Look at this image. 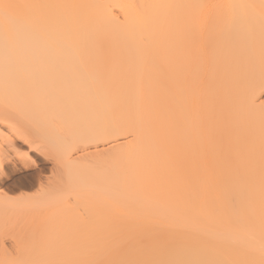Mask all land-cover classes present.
Returning <instances> with one entry per match:
<instances>
[{"label": "bare ground", "instance_id": "bare-ground-1", "mask_svg": "<svg viewBox=\"0 0 264 264\" xmlns=\"http://www.w3.org/2000/svg\"><path fill=\"white\" fill-rule=\"evenodd\" d=\"M10 1L0 183L19 141L52 167L36 196L0 191L5 227L69 213L126 249L108 264H264V0H67L69 18L66 0Z\"/></svg>", "mask_w": 264, "mask_h": 264}, {"label": "rangeland", "instance_id": "rangeland-1", "mask_svg": "<svg viewBox=\"0 0 264 264\" xmlns=\"http://www.w3.org/2000/svg\"><path fill=\"white\" fill-rule=\"evenodd\" d=\"M2 1V3H3V1L4 0H0V2ZM9 0H5V2H7V4L9 3L8 2ZM17 2V0H11L10 1V3L11 2ZM20 1V0H19ZM23 1V0H22ZM26 1H28V0H26ZM36 1H38V2H43L42 0H36ZM55 1V0H54ZM60 1V0H59ZM62 1H64V0H61L60 2H62ZM70 1V0H69ZM69 1L67 2V0L66 1H64L65 2V8L66 9H63V10H65L64 11V13H62L63 15H61V17H64V15H65V17L66 16H68V18L70 17L69 15H67L68 13H72V7H71V9H70V5L72 6V4H68L69 3ZM72 1V0H71ZM74 1V0H73ZM75 1H77V0H75ZM4 2V3H5ZM50 2V1H49ZM53 2V1H52ZM56 2H58V0L56 1ZM60 2H58V3H60ZM46 1L45 2H43L42 4V6H44V7H46L47 8V5H46ZM58 3H56V5L58 6ZM70 3H74V2H70ZM6 4V3H5ZM12 4V3H11ZM15 4V3H14ZM47 4H49V3H47ZM62 4V3H61ZM60 4V5H61ZM77 4H79V2L77 3ZM82 4V3H81ZM50 5V4H49ZM49 5H48V7H49ZM16 6V5H15ZM51 6H52V4H51ZM74 6V5H73ZM77 6V5H76ZM79 6H81L80 4H79ZM83 6V5H82ZM56 7V6H55ZM59 7H61V6H58V8ZM63 8H64V6H62ZM78 7V6H77ZM46 8H44L45 10H47ZM57 8V7H56ZM82 8V7H81ZM50 9V8H49ZM55 9V8H54ZM61 8H59V10H60ZM74 9V8H73ZM79 9V8H78ZM58 10V9H57ZM50 11V10H49ZM74 11V10H73ZM61 12V11H60ZM63 12V11H62ZM66 12V13H65ZM50 13V12H49ZM48 13V14H49ZM47 15V14H46ZM51 15V13L49 14V16ZM71 19V18H70ZM68 22H70V21H68ZM63 23V22H62ZM66 22H64L63 24H65ZM56 24V23H55ZM67 24V23H66ZM62 25V24H61ZM67 25H70L69 23L67 24ZM71 25H74V21L73 22H71ZM263 99H264V96H263ZM27 145V144H26ZM25 145V143H23V145L21 144V142L19 141L18 142V144H17V146H19L18 148H20V149H22L21 150V152H29V154H28V159H26V161H22L21 159H17V164L19 165V166H17V168L15 169V167L13 166V164L12 163H10V165L8 164V166H7V168H6V174L4 175V177H3V179L1 180V181H3V182H1L0 183V191H2L3 193H5L8 197H9V200L8 201H10L11 199L10 198H12L13 200H14V198L15 199H17L16 197L18 196V195H20V194H25L27 197H29L30 195H28V194H32V195H34V196H36L35 195V192H36V194H37V191H35V190H37L38 189V185H37V183H35V181L37 182V176H39L40 174L42 175V176H49V174H50V168L52 167V161H51V159H47L46 157H44V156H42L41 154L39 155L38 154V152L37 151H32V150H30V149H28L27 147H29V145H27L26 146ZM44 158V159H43ZM46 159V161H44ZM21 160V161H20ZM45 162V163H44ZM11 164H12V167H11ZM10 167V168H9ZM20 170H19V169ZM13 169V170H12ZM13 171V173H12V171ZM15 171V172H14ZM9 172H11V173H9ZM32 174V175H31ZM23 177H22V176ZM59 176H63L62 175V172H60V174H59ZM34 178V179H33ZM34 180V181H33ZM65 182V181H64ZM34 183H35V186H33L32 187V185H34ZM20 188V189H19ZM1 193V192H0ZM3 193H1L2 195H4L5 196V194H3ZM31 195V196H32ZM20 197V196H19ZM21 197H23V196H21ZM23 198H26V197H23ZM30 198V197H29ZM34 198V197H33ZM72 198V197H71ZM70 198V199H71ZM5 199L7 200V197H5ZM19 199V198H18ZM22 199V198H21ZM21 199H19L20 200V202H21ZM58 201L60 200V199H58V198H56ZM56 199H54V200H56ZM69 199V198H68ZM67 199V201H65V202H68L67 203V205L65 206L66 208L68 207V205H69V203L71 202V204L73 203V199H74V197H73V199H69L68 200ZM13 200H11V201H13ZM24 200H27V198L26 199H24ZM29 200H32V199H29ZM56 200V201H57ZM7 201V202H8ZM15 201V200H14ZM17 201V200H16ZM15 201V202H16ZM61 201H62V199H61ZM6 202V201H5ZM15 202H10V204L12 203V205L15 203ZM19 202V201H18ZM19 202V203H20ZM27 202H29V201H27ZM23 203V202H22ZM59 203V202H58ZM8 204H9V202H8ZM7 204V205H8ZM63 204H64V202H63ZM54 205V204H53ZM10 206V205H9ZM16 205H14V207H15ZM64 206V205H63ZM5 207V206H4ZM18 207V206H17ZM55 207H56V204H55ZM57 207H59V206H57ZM56 207V208H57ZM64 207V208H65ZM71 208H73L74 209V206L72 207L71 205H70V209ZM6 208H4V210H5ZM11 209V208H10ZM68 209V208H67ZM73 209H72V211H71V213L72 212H74L73 211ZM16 210V209H15ZM15 210H12L11 212H10V210H8L9 212H10V214L13 212V213H15L14 211ZM58 210H59V208H58ZM61 216H62V212L63 213H65V211H66V213L67 212H69V210L67 211V210H65L64 209V211H63V208L61 207ZM60 211V210H59ZM3 212V211H2ZM9 212H7V214L6 215H8L9 214ZM21 212V211H20ZM23 212V211H22ZM22 212L21 213H19L18 215H20V214H22ZM56 212H57V210L54 212L55 214H56ZM4 213H6L5 211H4ZM13 213L11 214V215H13ZM51 213V212H50ZM49 213V214H50ZM54 213L53 214H51V216L49 215V217H46L45 219H46V221H48V219L50 220V221H48V222H50L51 223V221L52 222H54V220L55 221H57V218L58 219H60L61 218V216L58 214L57 216L55 215V216H53L54 215ZM73 214V213H72ZM11 215H9V216H7V220H8V217L9 218H11V219H15V223L13 222V224L11 223V227L9 228L8 226H6L5 227V223L3 222L5 219H6V217H5V219L4 218H2V221L0 220V227L4 224V226H2L3 228L5 227L6 229L7 228H9V229H13V228H15L14 229V232L11 230H9V231H4V229L3 230H0V232H1V235H0V238L1 239H3L2 240V242H4V243H1L0 242V264H16V262L17 263H20V259L21 260H27V258L28 259H30L29 260V263L31 264H35V262H36V264L37 263H39V264H108L107 263V259H108V257H110V255H112V257H113V255H114V257L113 258H115V256L119 259V255L120 254H124L123 253V251L124 250H126V249H124L122 246H120V244L119 243H117L116 245H112L111 246V244H106L107 242H108V235H106V234H101V233H99V238L97 237V236H95L96 235V233H95V235L93 236L92 235V232H90V233H88V232H77V233H75L74 234V229H73V227H74V220H73V218H74V215H69V213H68V216L66 215V214H64L66 217H68V218H66L64 215V217L66 218L65 220L67 221L66 223L67 224H69L68 226H70L69 228H68V226L66 225V224H63L64 225V227L66 228V229H68V230H66V229H64V227H62L63 225H62V221H61V224L60 225H62L61 227H60V230L59 229H57L56 231H50L51 230V228L49 227L48 229H50V230H47V229H44V230H32V229H23L22 228V224L25 222V219H23V220H21L22 221V224H21V221L16 225V221H19V219H20V216H19V219H18V217H17V214H16V217L14 216V218H13V216H11ZM23 215V214H22ZM5 216V215H4ZM11 216V217H10ZM53 216V219L52 218H50V217H52ZM62 216V217H63ZM69 216H70V218H69ZM1 217H3V216H1ZM23 217V216H22ZM54 217H55V219H54ZM38 219H40L39 217H37ZM48 218V219H47ZM52 219V220H51ZM65 220H64V223H65ZM6 221V220H5ZM12 221V220H11ZM10 221V219H9V222H11ZM45 221V223H47ZM3 222V223H2ZM60 222V221H59ZM59 222H56V223H59ZM73 223V224H72ZM10 224V223H9ZM21 224V225H20ZM52 224V223H51ZM7 225V224H6ZM13 225V226H12ZM18 226L17 228L16 227H14V226ZM46 226V225H45ZM21 227V228H20ZM26 227H27V225H26ZM19 228L21 229V230H19ZM62 228V229H61ZM72 228V229H71ZM47 230V231H46ZM59 230V231H58ZM65 231V234H67L68 236H66L65 234H64V231ZM19 231H23L22 232V234L20 233V236L18 235V233H19ZM46 231V232H48V234H46V233H44V232ZM4 232V233H3ZM10 232H12V233H10ZM18 232V233H17ZM28 234H27V233ZM41 232H43V234H44V237L43 236H41V235H43ZM50 232V233H49ZM60 232V233H59ZM63 232V233H62ZM8 233V234H7ZM54 233V234H53ZM88 233V234H87ZM15 234V235H14ZM52 234H53V236H52ZM59 236H58V235ZM60 234H62V235H60ZM70 234V235H69ZM84 234H86L85 236L87 237V240L85 239V236H84ZM91 236H90V235ZM45 235H48V236H45ZM56 235L58 236V237H56ZM78 235L80 236V238H82V241H80V238L78 237ZM98 235V234H97ZM102 235V236H101ZM19 236V237H18ZM28 236V237H27ZM40 236V237H39ZM52 236V237H51ZM76 238H79V239H76ZM106 236V237H105ZM5 237H6V241H5ZM13 237H15V238H13ZM23 237V238H22ZM60 237V238H59ZM68 237H73L72 239L70 238H67ZM84 237V238H83ZM89 237H90V239H89ZM96 238V240H94L95 238ZM8 238V239H7ZM62 238V239H61ZM66 238V239H65ZM94 238V239H93ZM15 240L16 242H17V245L18 246H16V244H15V242H13V240ZM20 239V240H19ZM76 239V240H75ZM57 240V241H56ZM63 240V241H62ZM68 240V241H67ZM94 240V241H93ZM101 240H102V242L103 243H105V244H103L102 242H101ZM106 240V241H105ZM60 241V242H59ZM65 241H67V242H65ZM96 241V242H95ZM98 241H100V242H98ZM11 242H12V244L14 245H12L11 246ZM20 242V243H19ZM98 242V243H97ZM102 243V244H101ZM4 246H3V245ZM6 244V245H5ZM1 246H3L4 247V250L2 249L3 247H1ZM8 246V247H7ZM103 246V247H102ZM7 249H6V248ZM15 247V248H14ZM105 247H107V248H105ZM111 247V248H110ZM114 247H115V249H114ZM120 247V248H119ZM111 250H110V249ZM105 249V250H104ZM109 249V250H108ZM119 249V250H118ZM108 250V251H107ZM117 250V251H116ZM113 251L114 252H117L116 254L115 253H113ZM113 253V254H112ZM120 253V254H119ZM125 254H126V252H125ZM105 255V256H104ZM93 256H95V257H97V258H95L94 260H93V258H91V257H93ZM126 256V255H125ZM111 257V258H112ZM121 258H122V256H120ZM17 258H19V259H17ZM23 258V259H22ZM120 258V259H121ZM18 260V261H16V260ZM88 259V260H87ZM124 258H122V260H123ZM36 260V261H35ZM89 260L90 261H93V262H89ZM96 260V261H95ZM106 260V261H105ZM31 261H33V262H31ZM35 261V262H34ZM94 261H95V263H94ZM76 262V263H75ZM118 261H115V262H113L112 264H115V263H117ZM110 264V263H109Z\"/></svg>", "mask_w": 264, "mask_h": 264}]
</instances>
